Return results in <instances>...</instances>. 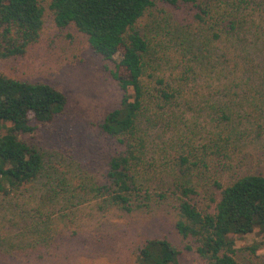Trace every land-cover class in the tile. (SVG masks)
Instances as JSON below:
<instances>
[{
    "label": "rangeland",
    "instance_id": "rangeland-1",
    "mask_svg": "<svg viewBox=\"0 0 264 264\" xmlns=\"http://www.w3.org/2000/svg\"><path fill=\"white\" fill-rule=\"evenodd\" d=\"M50 1L43 2L46 12L39 40L22 56L0 58V72L47 81L68 97L64 113L28 137L44 154L43 175L18 191L0 193V264H136L139 247L149 238L164 236L183 248L175 227L177 199L172 186L180 175L182 156L189 158L188 164L199 157L210 161L208 169L196 173L193 167L191 175L200 192L195 200L208 210L215 207L214 175L227 183L247 172L264 173V105L251 104L264 103L258 94L264 92V84H252L264 73V10L252 15L256 22L240 34L244 40L227 49L230 42L211 36L208 51L200 34L193 29L188 33L195 14L190 5L155 0L140 20L138 27L151 43L148 73L175 84L189 72L191 81L179 106H156L147 114L150 122L142 123L145 180L161 189L171 185V191L152 208L125 211L107 204L98 191L106 181L109 158L125 149L99 125L123 93L109 73L113 62L95 53L74 27L59 28ZM148 73L145 77L151 81ZM227 105L237 123L241 121L238 129L250 128L243 134L234 131L233 137L224 131L230 159L212 153L216 147L211 146L224 128L213 107ZM248 113L254 114L253 124ZM260 241L254 233L237 241L239 264H264L263 247L254 253L247 249ZM181 264L206 263L186 250Z\"/></svg>",
    "mask_w": 264,
    "mask_h": 264
},
{
    "label": "trees",
    "instance_id": "trees-1",
    "mask_svg": "<svg viewBox=\"0 0 264 264\" xmlns=\"http://www.w3.org/2000/svg\"><path fill=\"white\" fill-rule=\"evenodd\" d=\"M156 1L51 0L48 5L59 28L74 27L86 36L95 53L113 62L109 73L123 92L119 104L106 113L99 125L125 149L109 158L106 181L98 191L107 204L134 211L160 204L173 186L177 199L175 227L184 247L165 236L149 238L139 247L136 264H181L186 250L197 253L206 264H239L237 241L241 237L251 233L261 237L260 242L247 247L253 253L264 248V173L247 172L227 183L214 175L212 186L217 194L211 198L215 203L213 210L198 205L195 197L200 195L199 186L191 183L194 171L209 168L207 159L199 157L188 164L189 158L182 156L178 165L180 175L166 189L145 180L147 144L142 123L150 122L147 114L156 106H179L188 94L191 81L189 72L185 79L180 78L184 84L180 79L173 84L165 77L148 73L152 66L148 60L151 43L138 23ZM160 1L195 9L188 33L193 29L200 34L199 41L204 39L205 51L212 37L230 42L227 49L244 40L240 34L256 22L252 15L264 10V0ZM43 2L0 0V58L22 56L39 40L46 12ZM228 52L225 50L222 57L226 58ZM147 73L151 81L146 79ZM154 80L157 84L153 86ZM250 84L244 85L251 90ZM252 84H264V73L255 77ZM258 94L264 98V92ZM67 103V95L47 81L20 79L0 72V193L18 191L43 175L44 154L28 137L63 114ZM251 104L264 105L261 101ZM213 108L221 115L220 124L224 128L211 145L216 147L212 153L230 159L223 143L224 131L227 129L233 137L234 131L243 134L250 128L238 129L241 121L237 123L236 114L228 105ZM251 116L254 114H247L253 124ZM255 124L261 125L258 120Z\"/></svg>",
    "mask_w": 264,
    "mask_h": 264
}]
</instances>
